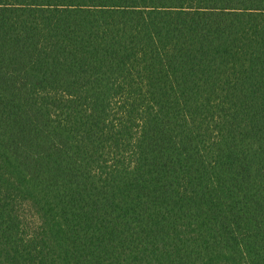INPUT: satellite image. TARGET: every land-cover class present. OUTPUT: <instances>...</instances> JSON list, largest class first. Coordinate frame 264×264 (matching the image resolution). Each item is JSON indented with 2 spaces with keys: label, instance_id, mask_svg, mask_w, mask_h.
I'll list each match as a JSON object with an SVG mask.
<instances>
[{
  "label": "trees",
  "instance_id": "obj_1",
  "mask_svg": "<svg viewBox=\"0 0 264 264\" xmlns=\"http://www.w3.org/2000/svg\"><path fill=\"white\" fill-rule=\"evenodd\" d=\"M0 264H264V0H0Z\"/></svg>",
  "mask_w": 264,
  "mask_h": 264
}]
</instances>
